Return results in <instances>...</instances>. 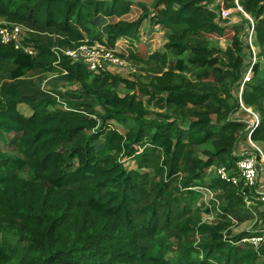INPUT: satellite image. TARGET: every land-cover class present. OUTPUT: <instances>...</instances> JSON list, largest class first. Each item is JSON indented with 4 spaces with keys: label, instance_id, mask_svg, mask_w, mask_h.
Masks as SVG:
<instances>
[{
    "label": "trees",
    "instance_id": "1",
    "mask_svg": "<svg viewBox=\"0 0 264 264\" xmlns=\"http://www.w3.org/2000/svg\"><path fill=\"white\" fill-rule=\"evenodd\" d=\"M212 1L0 0L2 24L26 28L33 50L0 42V264H264V239L248 240L264 238V209L211 173L247 139L239 100L258 115L250 138L264 146V0H238L254 54L241 37L249 19L223 23L203 4ZM145 22L164 31L163 50L117 51L144 64L145 82L62 52L84 39L139 41ZM228 29L225 50L209 46L206 35ZM52 73L77 87L45 90ZM252 220L261 227L234 231Z\"/></svg>",
    "mask_w": 264,
    "mask_h": 264
},
{
    "label": "built area",
    "instance_id": "2",
    "mask_svg": "<svg viewBox=\"0 0 264 264\" xmlns=\"http://www.w3.org/2000/svg\"><path fill=\"white\" fill-rule=\"evenodd\" d=\"M235 10L243 12L242 7L238 4V0L234 1ZM206 7L217 14V19L228 18L230 8L224 6L223 0H214L210 3L203 2ZM245 14V13H244ZM247 15V14H245ZM250 27L247 30V42L253 49V20L249 15ZM24 31L26 28L17 23H8L0 25V42L10 43L14 49L22 50L26 53H33L29 47L23 45ZM63 54L70 57L73 61H81L85 63L91 71H99L101 69L122 68L127 65V59L121 57L117 50L110 47L105 39L88 41L84 39L78 46L74 48H66L62 50ZM250 75V68H249ZM249 75L243 79H249ZM243 109L251 113L252 117L247 121L246 130L248 131L247 140L250 150L239 152L233 164L229 167L221 164L215 168V174L219 179L235 186L237 192L242 197L245 205L252 209L258 203H264V150L261 145L251 140L250 135L259 124L258 115L250 108H245L239 103ZM262 237H251L248 240L258 246L263 241Z\"/></svg>",
    "mask_w": 264,
    "mask_h": 264
},
{
    "label": "rangeland",
    "instance_id": "3",
    "mask_svg": "<svg viewBox=\"0 0 264 264\" xmlns=\"http://www.w3.org/2000/svg\"><path fill=\"white\" fill-rule=\"evenodd\" d=\"M133 1H134V3H137L138 1H143L147 5H149L151 3V0H133ZM224 6H225V2H224ZM244 18H247V15L241 13L238 10H235L234 7H230V14H229L228 18H226L224 20L222 19V21H223V23H228L230 25L231 23H233L234 20H241ZM2 22H3V19L0 18V25H3ZM246 27L247 26H245L244 31H246ZM99 29H102V26H100ZM232 33L233 32L230 29H228L223 36H217L214 34L206 35L209 46L216 47L218 49H221L222 51L225 50L226 46L229 44ZM25 34H26V32L24 31V35ZM245 35L243 34L241 36L244 43L249 42ZM164 42H165L164 31L159 27H150L149 24L147 22H145L141 26L139 41L134 42V41H131L129 39L128 40L121 39L118 42V46L116 47V50L122 51V52H128L129 49H133L137 53V55H140L143 57L147 53H150L154 50L162 51ZM253 49L255 50L254 46H253ZM243 54H244L245 58L247 60H249V56L245 50H243ZM221 55H223V54H221ZM181 57L185 58L186 53L182 54ZM250 58H251V61L256 60V59H254L253 55ZM257 60L260 62V65H261V70H259V74L264 77V59L258 58ZM141 67H144V64L142 62H135V61H132L131 59H129L127 61L126 66H124L122 68H110V70L114 73L121 75V76L127 77L128 79H131V80L140 79V81L145 82V80H146L145 77L147 74L143 70H140ZM248 70H249V67L248 68L246 67V69L243 73V79H245V77H247L249 75ZM76 87H77L76 84H70V83L66 82L65 80L62 79V77L60 75H58L56 73L48 74L42 82V88H44L45 90H48V91H52V92H56L58 90L63 91L65 89L74 90ZM118 91L122 97L126 93H128V89L123 87V86H120ZM140 99L143 101L144 109H146L148 111L147 115L153 116L155 111L159 110L158 108H156L152 104H147L145 102L146 97H141ZM23 107L24 106H20V109H23ZM26 114H29V112H26ZM233 117L240 119V120H243L247 123V121L250 120L252 115H251V113H249L248 111H246L242 107V109L236 111L233 114ZM186 123H187L186 121L180 122L181 125H185ZM101 142H102V140L99 141V143H101ZM262 148L264 150L263 145H262ZM250 149L251 148H250V145L248 143V140L242 138V139H239L238 143L235 145L234 153L238 154L239 152L240 153L246 152V151H249ZM205 150L213 151L210 143H206V144L198 146V148L196 149V155L198 157L205 159L206 158V155L204 153ZM127 164H129V163H127ZM216 167H217L216 165L211 167V173L214 175H215V168ZM212 196H213V194L210 191H207L206 194L204 195L203 199L205 202H207L209 199H211ZM257 205L259 206V210L264 209V203L263 204L258 203ZM203 218L207 222L214 221V217L212 214L203 213ZM253 221L254 220L249 221V222L247 221L244 224H241L240 226L242 228H239L240 227L239 226V227L235 228L234 231H237L238 229H243V228H247V229L249 228L252 231V230H256L259 227H261V225H262L261 223H259L257 221L256 222H253Z\"/></svg>",
    "mask_w": 264,
    "mask_h": 264
},
{
    "label": "crops",
    "instance_id": "4",
    "mask_svg": "<svg viewBox=\"0 0 264 264\" xmlns=\"http://www.w3.org/2000/svg\"><path fill=\"white\" fill-rule=\"evenodd\" d=\"M20 106H24V107H23V109H20ZM19 109H20V110H22V111H23L25 114H26V112H29V113H30V110H29V108H28V107H26V106H25V105H23V104H20V105H19Z\"/></svg>",
    "mask_w": 264,
    "mask_h": 264
},
{
    "label": "water",
    "instance_id": "5",
    "mask_svg": "<svg viewBox=\"0 0 264 264\" xmlns=\"http://www.w3.org/2000/svg\"><path fill=\"white\" fill-rule=\"evenodd\" d=\"M240 94H241V90H240ZM239 103H242V100H239Z\"/></svg>",
    "mask_w": 264,
    "mask_h": 264
}]
</instances>
